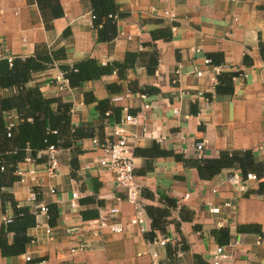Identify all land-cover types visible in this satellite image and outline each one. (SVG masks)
I'll use <instances>...</instances> for the list:
<instances>
[{"label": "crops", "instance_id": "1", "mask_svg": "<svg viewBox=\"0 0 264 264\" xmlns=\"http://www.w3.org/2000/svg\"><path fill=\"white\" fill-rule=\"evenodd\" d=\"M58 3L62 16L46 27L37 0H0L2 59L23 60L48 50L65 55L58 64L71 66L93 59L106 66L124 62L128 53L136 57L125 71L79 87L71 88L55 66L33 73L24 85L38 88L46 99L71 104V125L89 129L93 137L61 149L53 177L46 174L44 151L37 162L27 152L33 165L21 162L18 167H34L41 185L34 188L16 181L2 191L29 207L36 224L27 231L31 242L24 252L10 257L0 252V264H152L154 256L157 264H209L226 240L219 234L222 230L228 231L229 239L222 245L228 255L223 264H264V242H257L258 237L264 241V177L248 182L241 191L229 181L235 174L242 178L238 170L225 169L211 180H201L194 167L199 159L217 158L221 151L249 150L256 163H264V0H114L123 16L116 22L117 36L107 43L98 41L90 0ZM50 11L47 7L45 14ZM169 32L170 39L153 38ZM207 57L215 65L206 64ZM220 72L240 73L229 95L215 93ZM111 87L120 92H111ZM19 95L17 86L0 87V99ZM117 96L123 99L114 102ZM102 101L107 103L106 110L99 109ZM145 103L150 107L143 111ZM51 107L55 112L56 104ZM128 115L138 119L126 130L132 139L134 172L145 210L153 207L167 215L153 230L146 211L144 233L128 227L121 234L104 231L95 237L80 231L70 235L68 229L79 230L99 208L118 207L123 222L133 216L123 192L116 200L113 174L99 168L103 152L91 144L94 137L103 141ZM3 121L5 127L17 125L20 115L8 110ZM201 142L204 147L199 152L196 144ZM7 150L0 137V156L7 157ZM10 180L9 175L5 177V182ZM30 191L35 192L37 204L49 209L47 214H35L27 204ZM74 192L80 194L75 201ZM209 207L220 212L211 214ZM13 214L12 202L0 201V230L3 218ZM243 225H253L258 233L240 232ZM46 228L53 229L51 237ZM161 239L167 240L163 246ZM82 243V251L71 253Z\"/></svg>", "mask_w": 264, "mask_h": 264}, {"label": "trees", "instance_id": "2", "mask_svg": "<svg viewBox=\"0 0 264 264\" xmlns=\"http://www.w3.org/2000/svg\"><path fill=\"white\" fill-rule=\"evenodd\" d=\"M90 2L92 5L93 27L97 30L98 41L102 43L110 42L117 36L116 22L123 15L118 12L114 0H90ZM37 3L40 6L46 27H49L48 24L52 19L59 18L63 14L58 0H37ZM47 7H50L51 10L49 16L45 14ZM46 16H48V19ZM153 38L170 39V32L154 35ZM135 57L136 55L128 53L124 62L106 66H99L93 59H86L71 66L58 64V61L64 60L65 55L62 52L53 53L48 50L38 51L35 57L32 58L23 60L13 58L11 64L7 59H0V87L17 86L20 88L19 96L11 99H0V137L5 139L8 146V156H0V167L4 168L3 171L0 170V201H11L14 207L11 221L9 223L3 222L0 230V252L2 256L10 257L22 254L26 245L31 242V237L28 236L27 231L36 224L35 216L30 212L29 207L20 206L12 201L13 197L11 195H7L2 191L6 185L19 180L15 174L17 165L25 160L28 155L27 152L37 162L39 161L38 154L45 151L49 146L67 149L75 146L85 138L93 137L89 129L84 127L75 128L71 125V104L64 103L59 99H46L38 88L26 89L24 86L26 82L30 80L33 73L55 66L60 69L69 86L75 88L84 82L111 75L115 71L118 73L125 71L133 66ZM153 57H155V53ZM208 59L213 65V61L210 58ZM149 73L153 74L154 69H149ZM239 74V72L218 73L215 93L221 95L231 94L233 92V80ZM110 91L113 93L120 92L119 88L113 87L110 88ZM142 94L146 93L143 92ZM52 104H56L55 112L52 110ZM105 104L106 107H104ZM106 108V102L99 103V109L106 110ZM12 109L17 110L19 113L20 123L12 128L10 131L11 136L8 137V130L3 121V113ZM103 114L105 115V113ZM177 158L185 162V159ZM194 167L201 180H211L225 169L238 170L244 178L251 174L255 175L257 179L264 177V163H256L252 151L249 150L221 151L217 158L199 159ZM8 175L11 180L5 182V177ZM261 186H263V183H261ZM169 204H171V201H169ZM172 206H174V203H172ZM146 211L148 216L152 218V229H159L160 219L166 216L167 212L153 207H148ZM154 212H156L155 215L160 216L159 220L155 217ZM96 215L98 216V214ZM96 215H93L92 219H95ZM86 220H91V218ZM253 229V225H243L238 228L240 232L251 230L258 233L257 230ZM219 234L226 236V240L222 245L227 244L229 241L227 238L228 231L222 230ZM8 235L12 236L10 241Z\"/></svg>", "mask_w": 264, "mask_h": 264}, {"label": "built area", "instance_id": "3", "mask_svg": "<svg viewBox=\"0 0 264 264\" xmlns=\"http://www.w3.org/2000/svg\"><path fill=\"white\" fill-rule=\"evenodd\" d=\"M166 17L170 20H173V17L165 12ZM93 19V16H92ZM174 31L175 28L172 27L171 31ZM0 59L2 57L0 56ZM11 64L13 58H6ZM205 63L211 65L210 60L206 59ZM213 70L216 72L218 68L214 67ZM197 76H201V72H196ZM63 75V74H62ZM65 79V78H64ZM66 80V79H65ZM67 81V80H66ZM145 98V97H144ZM123 98L121 96H117L113 98L114 102H119ZM149 105L145 103L142 106V110H148ZM174 114H178L176 109H173ZM138 122L137 117H133L128 115L121 119L118 123H116L109 136H107L103 141H100L99 138L94 137L91 139V144L95 148H99L103 152V156L100 157L97 161V165L99 168L108 171L113 174L114 183H115V191L117 193L116 200L120 201L122 198L119 196L120 193H124L123 196L125 202L133 207V216L129 219L128 222H123L120 217V209L116 206L110 208H99L98 216L95 219L86 220L84 225L78 229H68L67 233L70 235H74L80 231L87 232L92 236H99L104 231H108L112 234H121L128 227H137L140 232L144 233L146 231V210H145V199L141 194V185L136 182V176L134 172V155L132 152V139L128 134L126 127L130 124H136ZM15 125H9L7 128L8 133L7 136L10 137V131L14 128ZM204 143L196 144V149L199 152L203 151ZM61 149L56 148L54 146H49L45 151L46 155V174L49 177H53L56 175L57 170L59 168L58 154ZM30 163L33 165V159L30 157H26L22 162ZM21 163H19L16 167L15 174L19 178V182L30 184L32 187L37 188L41 185L40 179L38 177V173L34 167L29 169H22L18 167ZM0 170H4L3 167H0ZM240 172V171H239ZM241 173V172H240ZM258 180L255 175H248L246 178L242 176L239 179L237 174L233 175L229 181L234 184L237 183L239 185V190L244 191L246 189V185L250 181ZM50 192L53 194L54 190L50 189ZM215 192V191H213ZM80 197L78 192H74L72 194V200L75 201ZM186 196L185 198H187ZM27 204H30L33 212L36 214L37 212L40 214H47L48 208L43 204L36 203V194L34 191H30L27 197ZM71 206H75L74 203H71ZM208 212L211 214H218L220 209L218 207H209ZM11 221V217H4L3 222L9 223ZM53 229L46 228V234L51 237ZM167 242L166 239L159 240V244L161 246L165 245ZM257 242H264L263 239L257 238ZM85 247V244L79 245L75 248H72L71 253L80 252ZM228 259V255L224 252V247H217L213 257L209 264H223L225 260ZM29 260V258H26ZM157 264L155 256L153 258V263Z\"/></svg>", "mask_w": 264, "mask_h": 264}]
</instances>
